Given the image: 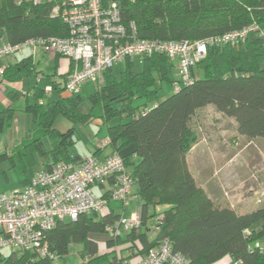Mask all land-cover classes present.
<instances>
[{
    "label": "trees",
    "instance_id": "16d2710c",
    "mask_svg": "<svg viewBox=\"0 0 264 264\" xmlns=\"http://www.w3.org/2000/svg\"><path fill=\"white\" fill-rule=\"evenodd\" d=\"M115 1L121 21L125 25L134 22V34L140 39L198 40L253 22L264 27V0ZM0 33L6 39L4 43L15 44L29 38L63 37L69 33V27L52 14L49 3L0 0ZM132 59H123L125 66L119 76L113 74L112 67L104 71L88 96L82 94V85L76 93L65 91L72 60L69 59L70 70L61 81L47 75V83L58 98L37 101L45 95V89L39 88L34 92L35 102L26 103V109L43 129L50 149L44 151L42 143L35 141L25 150V162L42 154L54 163L70 162L75 125L90 122L94 109L100 107L109 138L103 149L109 146L110 153L120 154L126 169L131 165L128 172L133 179L132 191L141 200L139 229L132 227L126 241L132 254L139 256L138 260L160 239L168 238L173 250L186 256L191 264H210L224 255L232 261L239 260L240 264H264V244L262 251L254 246L258 239H264V204L245 212L216 204L196 183L186 162V155L196 142L191 120L207 105L232 118L231 129L239 135L248 140L264 138L263 38L251 32L244 41L235 44L208 45L204 57L191 67L192 82L179 84L177 90L173 88V83L180 82L176 58L153 52L136 58L138 69L133 68ZM33 71L31 56L25 57L3 67L0 82L19 80ZM162 83L171 84L172 92L156 99L151 107L146 100L137 102L139 91L147 92L150 88L158 91ZM62 92L66 95L60 96ZM14 112L12 107L0 110V133L10 124ZM60 118L70 123L65 131L55 127ZM129 146L132 151L126 150ZM101 150L97 148L93 153L99 156ZM155 206L166 208L153 216ZM119 217L108 210L101 214H80L74 220H59L43 232V241L62 257L63 264H109V261L126 264L127 259L118 254L110 257L122 240L121 234L110 237L107 228ZM245 229H249V234ZM97 234H106L105 243L112 251L98 252L94 239ZM135 238L140 245L134 242ZM71 245L76 246V262L66 259ZM0 264L54 263L53 259L30 250H10L7 255L0 250Z\"/></svg>",
    "mask_w": 264,
    "mask_h": 264
},
{
    "label": "built area",
    "instance_id": "2783aa9c",
    "mask_svg": "<svg viewBox=\"0 0 264 264\" xmlns=\"http://www.w3.org/2000/svg\"><path fill=\"white\" fill-rule=\"evenodd\" d=\"M34 4L49 3L51 12L64 21L69 33L63 37L29 38L22 42L0 44V60L20 53L25 47L31 53L41 49L58 53L70 60L73 66L65 84L67 93H76L86 80L101 81L102 74L112 65L126 58L140 59L153 52L166 53L176 58L180 82H192L191 67L204 57L207 46L217 43L235 44L251 32L263 38L264 27L256 22L240 29L226 31L220 35L198 40L140 39L135 36L134 22L125 25L117 1L110 0H30ZM3 67H0V75ZM51 92L50 85L45 87ZM109 143L105 137L98 141L97 148ZM112 179L113 185L106 196H97L92 187L105 184ZM133 189V179L120 154L112 152L103 159L93 152L80 162L73 164L59 161L48 170L33 173L26 184L9 193L0 192V250H30L50 259L60 255L48 248L43 241V232L66 218L76 219L80 214L104 213L111 202L122 207L128 204ZM139 215L120 216L107 228L110 237L118 236L139 225ZM159 226V217L156 219ZM249 234V229L244 230ZM261 251L263 247L256 242ZM126 262V261H124ZM127 264V263H126ZM134 264H191L190 260L174 251L168 238H162L150 247ZM229 264H240L233 260Z\"/></svg>",
    "mask_w": 264,
    "mask_h": 264
},
{
    "label": "crops",
    "instance_id": "0c3cea01",
    "mask_svg": "<svg viewBox=\"0 0 264 264\" xmlns=\"http://www.w3.org/2000/svg\"><path fill=\"white\" fill-rule=\"evenodd\" d=\"M4 42H6V39L2 38V34H0V44ZM17 54L18 53H15L10 57L6 58V60L0 61V67L14 65L17 62H19L22 58L31 56L34 65L33 72L35 73L36 81L29 79V75H30L29 73L28 75H26L25 77L19 80H14V81L3 80L0 82V110L7 107H12L15 109L10 124L6 126L3 129V131L0 133V143L1 142L5 143L4 146L0 145V153L2 154V156L0 154V163L1 161H3L4 164H7V161H5V159L9 158L10 159L9 162H11L12 164H16V162L13 160L12 151H14V149H17L15 152L18 157V163L22 169V172H24V176H25L24 179L20 181L21 184L20 186L23 187L33 173L40 170H44L45 168H49L50 166L55 164L54 163L55 161L53 159L47 158L45 154H42V156L38 155L36 159L35 157L30 159V162H28L29 164L27 163V161L25 162L24 160V153L26 148H28V146L34 143L35 141H40V143H42L44 151L50 149L47 136L44 134L43 129L37 124L32 112L26 109V103L33 104L36 100L34 92L39 88L45 89L46 86L50 85L47 83V77H48L47 75L52 77V79L55 81L58 82L61 81L62 76L66 75L70 70V61L65 56L57 55V53L44 52L41 49L35 50L34 53H31L30 50L29 52L24 53V51L22 50L19 53L21 54V57L17 56ZM42 62L46 67H52V73H45L42 70L38 69V67L41 65ZM175 77L176 75L174 76V78ZM41 83L43 84V86H41ZM160 89H162L164 96L172 92L171 84L162 83ZM44 93L52 97L54 91L51 90L50 93H47L44 90ZM64 95H66V92H62L60 96H64ZM58 96L59 95H57L56 98H58ZM30 98L33 99L31 100ZM37 101L43 102L44 98H39ZM92 120L90 122H92ZM98 125H99V128L97 130L98 133L96 134L94 132V135L91 138H89V141L86 146V150L85 149L83 150L84 152L77 150L76 145H74V148L71 147L69 149L70 163L76 164L80 162L89 153L96 151L98 141H100L101 139L107 136L106 127L105 126L102 127L103 122L99 121ZM69 126L70 123L66 128L68 129ZM55 127L62 131L67 130L61 128L64 126H62V123L59 120L56 122ZM230 130L236 132L234 128L233 129L230 128ZM101 132L103 134L102 137L99 138V134ZM229 137H230L229 139H231L233 136L232 137L229 136ZM232 139L234 140L236 139V141L242 142L243 145L246 144L248 145L254 141L258 142L257 140H264V138L261 137H256L248 140L244 136L239 135L237 132H236V136ZM17 141L18 143L19 142L21 143L20 144L17 143L18 145H15L14 143ZM6 147H10L11 150L8 152V150H6ZM3 149L5 150L3 151ZM126 150L132 151V146H129L128 149ZM126 150L124 151L126 152ZM193 150L194 151L197 150V152L194 154L197 155V158H199V160H197L198 162L197 168H199V170L197 172L190 170V172L192 173L196 183L204 190L207 196L216 204L228 205L239 212H245L253 209L251 208L252 204L260 206V203L264 202V195H263L264 186L262 185V182H258L259 170L257 169L252 170L254 168L249 169L248 159H246L244 162L238 161L236 164L228 167V163L231 162V159L233 158V154H234L233 152L225 153L226 151H219L213 148V150L209 153L203 147V142L200 141V143L198 142L194 144L192 149H190V151L187 153L186 155L187 166H188V157L191 155L192 152H194ZM124 151L122 150L121 152L123 153ZM260 151L261 150L259 149L258 152ZM110 152H111V148L109 146L108 147L106 146L104 149L101 150L99 157L103 159ZM219 158H221V160ZM37 164L39 165L38 168L33 169V167H35V165ZM253 171H257V172H253ZM245 172H247L246 174L249 173L248 177H246ZM251 180L253 181L256 180L257 185L254 186L251 183L252 182ZM112 185L113 183L111 180H108L107 183L105 184H100V183L97 184V188L100 191L99 196L101 195L104 196ZM258 198H260V200H258ZM140 206H141V200L134 193L133 190L131 195L129 196L128 204L125 207H122L119 203L111 202L109 204L108 210L113 211L115 214H118L119 216L130 217L134 213L139 215ZM156 207H157L156 211H162L164 208H166V206H156ZM142 230H144V227ZM127 235H128V231H122L120 238L122 241L115 245V252L114 253L112 252V255H110V257L112 258L114 254H118L120 255V257L125 258V260L127 259L126 260L127 264H134L138 260L139 256L135 254L133 255L132 251L127 248V242H126L128 239ZM147 235L148 237H150L151 233L148 231ZM94 239L97 242L99 253L112 251V247L108 246L105 243V241L107 240L106 234H97L94 236ZM134 242L140 245V243L136 238ZM71 247H73L74 250L76 249L75 248L76 246L74 245H71L70 249ZM75 257L77 261L78 260L77 255L73 256V258ZM231 261L232 259L228 255H224L210 264H229ZM109 264H118V263L109 261Z\"/></svg>",
    "mask_w": 264,
    "mask_h": 264
},
{
    "label": "rangeland",
    "instance_id": "374dc122",
    "mask_svg": "<svg viewBox=\"0 0 264 264\" xmlns=\"http://www.w3.org/2000/svg\"><path fill=\"white\" fill-rule=\"evenodd\" d=\"M2 38H5V37L2 35ZM24 49H23L24 53L29 52L28 48L25 47ZM17 56L21 57V54L18 53ZM8 57H5L1 59L0 61L6 60V58ZM132 61H133V68L138 69L139 64L137 63V59L133 58ZM124 66H125L124 60H119L116 63H114L112 66L113 74L115 76H119ZM38 69L42 70L45 73H52V67H46L43 62L38 67ZM175 75H176V71L174 69L172 72V76L174 77ZM29 79L36 81V76L34 72L30 73ZM95 85H96V82L93 80L88 79L85 82H83V86L81 88L82 94L84 96H88L90 93L94 91ZM41 86H43L42 83H41ZM163 94L164 93L162 92V89H159L158 91H156L155 88H150L147 92L139 91L138 92L139 97L137 98V102L141 103L146 100V104L148 105V107H151L153 103L156 101V99L161 100L164 97ZM56 97H57V94L55 92L53 93L52 97L45 94L44 101L47 99L48 100L55 99ZM30 99L32 100L33 98H30ZM18 105H21V104H18ZM101 113H102L101 108L96 107L93 111L94 116H93L92 122H88L86 124L78 123L75 125L76 132L73 134L74 144L72 148H74V145H76L77 150L81 152L84 149L86 150V146L89 141V138H91L94 135V132L96 134L98 133L97 131L99 128L98 122L99 121L102 122L103 120V117H101ZM59 121H61L62 126H64L61 128L67 129L66 127L69 124L68 121L63 118H60ZM111 122H114V120H112ZM191 125H192L193 137L195 138V141H196L195 144L198 142L200 143V141L203 142V147L209 153L213 150V148L219 151H226L225 153L233 152L234 153L233 158L231 159V162H229L230 164L228 163V167L236 164L238 161L244 162L246 159H248V162H249L248 168L249 169L254 168L252 170H256V169L259 170L258 182H262V185L264 186V140H257L258 142L254 141L248 145L247 144L243 145L242 142L236 141V139L235 140L232 139L236 136V132H234L233 130H230V128L234 127L233 119L223 116L221 113L217 112L215 108L211 105H207L206 107L199 110L197 114L192 118ZM103 126H105V124H103L102 127ZM102 134H103L102 132L99 134V138L102 137ZM229 136L231 137L233 136V137L229 139L230 138ZM18 141L15 142L14 144L18 145L21 143V142L18 143ZM0 145L4 146L5 143L1 142ZM259 149L261 150L260 152H258ZM4 150L5 149H3V151ZM6 150H8L9 152L11 149L10 147H6ZM16 150L17 149H14V151H12L13 160L16 162V164H12L11 162H9L10 160L9 158L5 159V161H7V164H4L3 161H1L0 163V192L9 193L11 191L21 188L20 181L24 179L25 176H24V172H22V169L18 163V157L15 152ZM196 152L197 150L192 152L191 155L188 157V168L189 170H192L195 172L199 170V168H197L198 166L197 160H199V158H197V155L194 154ZM219 159L221 160V158ZM38 166H39L38 164L35 165L33 169L38 168ZM127 170L128 171L131 170V165L127 166ZM253 172H257V171H253ZM246 173L247 172H245V174ZM248 175L249 173L246 174V177H248ZM256 180L254 181L251 180L252 181L251 183L254 186L257 185ZM92 190L95 195H98V196L100 195L99 193L100 191L97 188V184L92 187ZM258 200H260V198H258ZM263 204L264 202L260 203V205H263ZM256 207H258V205H255V204L251 205V208H256ZM154 209H155V212L153 216L155 214L158 215L159 212L158 211L156 212L157 207L155 206ZM257 242L263 245L264 239H258ZM77 248H80V247L77 246ZM9 252H10V249H7V248L1 249V253L3 255H7ZM73 256H76L75 250L73 247H71L70 253L66 255L67 261L76 262V257L73 258ZM61 258L62 257L54 259L53 263L63 264L62 260H60Z\"/></svg>",
    "mask_w": 264,
    "mask_h": 264
}]
</instances>
